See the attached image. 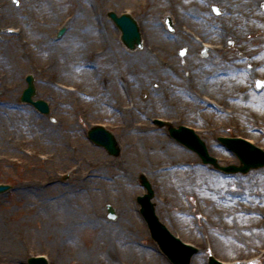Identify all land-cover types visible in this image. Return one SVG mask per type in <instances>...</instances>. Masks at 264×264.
<instances>
[{
	"label": "rangeland",
	"instance_id": "1",
	"mask_svg": "<svg viewBox=\"0 0 264 264\" xmlns=\"http://www.w3.org/2000/svg\"><path fill=\"white\" fill-rule=\"evenodd\" d=\"M185 1L0 0V183L10 184L0 193V264H27L37 254L48 264H171L139 212L141 173L160 220L199 247L191 264H208L209 255L223 264H264V167L223 174L152 122L193 128L222 165L238 159L217 136L264 150V83L254 87L256 78L264 82V0ZM109 11L137 20L143 43L136 50L122 44ZM166 14L175 33L165 31ZM95 19L93 32L87 22ZM76 28L87 39L77 58L64 60L52 50ZM224 41L232 45L201 55V42ZM27 74L48 115L19 102ZM94 124L115 136L118 156L87 138ZM129 139L140 164L126 160ZM177 157L186 159L180 172L188 182H177L181 173L164 182L162 163ZM107 204L115 219L107 218Z\"/></svg>",
	"mask_w": 264,
	"mask_h": 264
},
{
	"label": "water",
	"instance_id": "2",
	"mask_svg": "<svg viewBox=\"0 0 264 264\" xmlns=\"http://www.w3.org/2000/svg\"><path fill=\"white\" fill-rule=\"evenodd\" d=\"M213 9L215 12L219 11L218 7L216 6H214ZM108 15L121 29V39L128 48L135 49L140 45L141 37L139 28L131 16L127 14L117 16L114 12H109ZM169 27L171 26L169 25ZM63 30L64 29H61L59 34H61ZM180 53L183 54L184 50H181ZM26 81L27 87L23 90L20 101L30 103L34 105L39 111L47 114L49 112V108L46 102H44L42 99L35 101L32 100V96L35 94L33 77L28 75L26 77ZM260 84L261 82L258 81L257 85L259 86ZM155 121L160 125L164 124L163 121ZM168 130L172 137L194 150L199 155L203 163H210L214 167L224 172L240 171L242 173H246L251 168L264 166V151L241 138L218 137V140L225 144L231 151H233L240 160L239 165L230 164L227 166H220L216 159L209 155L205 143L198 137V135L193 132V130L184 126L174 128L171 125H169ZM88 136L96 144L104 146L109 154H119L120 147L116 139L110 132L103 129L101 126H95L91 128L88 131ZM139 178L141 184L145 187L147 192L142 196H138L137 201L141 205L140 212L148 225L152 238L158 243L162 251L174 264H190V258L193 253L197 251V249L190 245L183 244L178 238L173 236L167 230L166 226L155 214L154 204L151 202V198L153 197V189L150 182L147 180L144 174H141ZM7 188V185H0V191ZM107 210V216L109 218L116 217L115 211L111 205H107ZM28 262L29 264H46V260L42 257H31L28 259ZM209 263L221 264L213 257H210Z\"/></svg>",
	"mask_w": 264,
	"mask_h": 264
},
{
	"label": "bare ground",
	"instance_id": "3",
	"mask_svg": "<svg viewBox=\"0 0 264 264\" xmlns=\"http://www.w3.org/2000/svg\"><path fill=\"white\" fill-rule=\"evenodd\" d=\"M192 0H188V2H186L185 1V3H190ZM184 2V1H183ZM236 4H238V3H236ZM198 9H200V8H198ZM252 9V8H251ZM194 10L195 9H192L191 11L192 12H194ZM190 11V12H191ZM236 11H238V10H236ZM239 12V11H238ZM249 12H251V11H249ZM249 12L247 13V16H250V14H249ZM253 12H254V10H253ZM251 13V15H254V16H256V14H254V13ZM231 19L232 20H234V19H237V18H235V17H231ZM230 19V22L232 23L231 25H230V28L227 30V31H230L231 33L233 32V30H234V28H233V22H232V20ZM95 21V22H94ZM94 21H88L87 23L89 24V26H91V27H93L94 28V30L93 29H91L93 32L95 31V27L97 28L98 27V25H96L95 23H96V19L94 20ZM226 31V32H227ZM151 32H153V30H150V33ZM228 33V32H227ZM73 35H69V37H68V39L66 40V41H64L62 44H60L56 49H53L52 50V52L54 53V54H57L59 57H61L62 59H64V60H66V59H68L67 57H69L70 59L71 58H74L75 59V57H76V53H75V48H76V50H77V48H78V45H79V42L81 41L82 42V44H83V38H85V41H86V39H87V37L85 36L86 35V31H84V32H80L79 30H77V28L76 29H74V31H73V33H72ZM99 38V37H98ZM187 42H189L192 46L194 45L192 42H190L189 40H187ZM48 45H51V44H48ZM107 45V44H106ZM192 48V47H191ZM72 53H71V52ZM77 58V57H76ZM157 62L154 60V61H152L151 62V64H156ZM57 67V66H56ZM58 68L59 69H62L61 68V66H60V64H58ZM49 74V73H48ZM154 142V140H149L148 142H147V144L146 145H148V147H150L151 146V143H153ZM153 146L152 147H154V149H157L158 150V148L155 146L156 144H152ZM127 149H128V153H129V156H128V154L126 155L127 156V162H128V164L130 163V164H132V163H136V164H140V162L139 161H137V157H139V154H140V151L138 150V148L136 147V145H135V143L133 142V140L132 139H129V144H128V147H127ZM52 155V154H51ZM183 164H186V159H185V157H183V158H180V157H177L176 159H172L171 161H169V162H163L162 163V165L165 167V169L164 170H161L160 171V176H162V179H163V181L164 182H166L169 178H171L174 174H176V173H181V174H179V177H177V175H176V180H177V182L179 183V182H188V179H187V176H186V174H182L183 172H180L181 170H185L186 169V167L184 166V167H182V169H180V167L183 165ZM101 166V165H100ZM99 166V167H100ZM87 171V168H86V170H84V173H88V172H86ZM190 176H192V175H190V174H188V177H190ZM82 179H83V177H82ZM86 180H88V179H86ZM195 182L197 181L196 180V178H195V180H194ZM168 182H170V181H168ZM127 182H124L123 184H126ZM260 183V186H264V182H262V181H260L259 182ZM180 184V183H179ZM175 186H177V183L175 182V181H172V182H170L169 183V190L171 191V192H175L173 189H174V187ZM37 188H38V186H37ZM54 205L56 206V203H54ZM129 207V206H128ZM130 208V207H129ZM55 211H58V212H62V211H64V209L63 208H61V209H59V210H57V209H55ZM135 216V215H134ZM68 217H69V215H68ZM67 217V218H68ZM66 218V219H67ZM75 220V219H74ZM153 261H155V263H159V264H164V262L162 261V260H160V259H157V260H155V259H153Z\"/></svg>",
	"mask_w": 264,
	"mask_h": 264
},
{
	"label": "flooded vegetation",
	"instance_id": "4",
	"mask_svg": "<svg viewBox=\"0 0 264 264\" xmlns=\"http://www.w3.org/2000/svg\"><path fill=\"white\" fill-rule=\"evenodd\" d=\"M175 31L176 30H173V32H175ZM167 37L169 38V36H167ZM168 38H166L165 41H169V40H170V42H174L175 41L172 37L169 38V39ZM223 48H227V45H224Z\"/></svg>",
	"mask_w": 264,
	"mask_h": 264
},
{
	"label": "snow or ice",
	"instance_id": "5",
	"mask_svg": "<svg viewBox=\"0 0 264 264\" xmlns=\"http://www.w3.org/2000/svg\"><path fill=\"white\" fill-rule=\"evenodd\" d=\"M262 83H264V82H262Z\"/></svg>",
	"mask_w": 264,
	"mask_h": 264
}]
</instances>
